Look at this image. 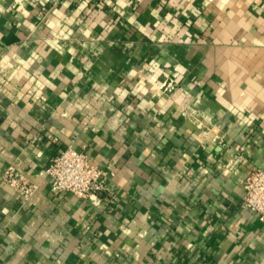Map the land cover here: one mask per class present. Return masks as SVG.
Here are the masks:
<instances>
[{"label":"crops","instance_id":"1","mask_svg":"<svg viewBox=\"0 0 264 264\" xmlns=\"http://www.w3.org/2000/svg\"><path fill=\"white\" fill-rule=\"evenodd\" d=\"M67 146L113 197L51 191ZM254 167L264 0H0V264H264Z\"/></svg>","mask_w":264,"mask_h":264},{"label":"built area","instance_id":"2","mask_svg":"<svg viewBox=\"0 0 264 264\" xmlns=\"http://www.w3.org/2000/svg\"><path fill=\"white\" fill-rule=\"evenodd\" d=\"M176 86L173 78L162 81L161 87L172 90ZM9 166L3 180L18 194L28 199L38 185L25 174ZM50 180V189L54 193L74 194L82 199L91 196L113 194L111 179L115 172L107 171L91 162L88 154L73 146H67L54 155L46 169ZM242 206L258 214L259 221L264 223V168L254 167L245 178V194Z\"/></svg>","mask_w":264,"mask_h":264},{"label":"water","instance_id":"3","mask_svg":"<svg viewBox=\"0 0 264 264\" xmlns=\"http://www.w3.org/2000/svg\"><path fill=\"white\" fill-rule=\"evenodd\" d=\"M11 0H9V2H10Z\"/></svg>","mask_w":264,"mask_h":264}]
</instances>
